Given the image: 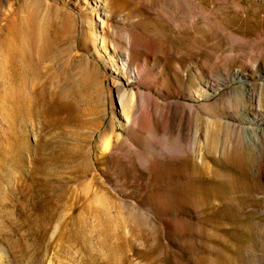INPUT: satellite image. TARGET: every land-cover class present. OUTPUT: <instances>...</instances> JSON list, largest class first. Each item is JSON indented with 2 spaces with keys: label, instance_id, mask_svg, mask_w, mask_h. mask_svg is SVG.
Here are the masks:
<instances>
[{
  "label": "rangeland",
  "instance_id": "374dc122",
  "mask_svg": "<svg viewBox=\"0 0 264 264\" xmlns=\"http://www.w3.org/2000/svg\"><path fill=\"white\" fill-rule=\"evenodd\" d=\"M254 118L264 0H0L5 264H264Z\"/></svg>",
  "mask_w": 264,
  "mask_h": 264
},
{
  "label": "bare ground",
  "instance_id": "6f19581e",
  "mask_svg": "<svg viewBox=\"0 0 264 264\" xmlns=\"http://www.w3.org/2000/svg\"><path fill=\"white\" fill-rule=\"evenodd\" d=\"M14 48L12 47V49H10L11 51L13 50ZM21 50V49H20ZM19 50V51H20ZM16 51V50H15ZM17 52V51H16ZM15 52V53H16ZM7 53V52H6ZM9 53H10V51H9ZM14 53V52H13ZM17 54V53H16ZM9 55V54H8ZM7 55V56H8ZM18 56V55H17ZM9 58V57H8ZM23 58V57H22ZM21 59V58H20ZM22 60V59H21ZM21 60H19V62H21ZM15 62L16 60L15 59H13V58H9V62ZM123 64V66H122V69H119L118 68V66L115 64V63H113V64H111L110 65V67H111V70L115 73L116 72V74L117 75H119V74H124V72L126 73V71H127V68H128V63H122ZM245 79H247V78H245ZM60 80V79H59ZM61 81V80H60ZM117 84H121V83H117ZM122 87L123 88H121V94H120V96H119V100H120V105H121V107H122V111H121V113H122V119H123V121H124V123H125V126L126 127H129L130 125H132V124H137V122H138V118H137V114H139L138 115V117L140 116V112L141 111H143L144 109L146 110V112L144 113V116H145V118L148 120V121H151L152 119H153V117H154V111H155V107H156V105H155V103H154V100L153 101H151L150 102V104L149 105H143V104H139V105H136L135 103H134V98H135V92L134 91H132V90H128L126 87H125V85H122ZM248 87H249V90L250 91H252L253 90V85L252 84H248ZM63 90V89H62ZM63 92V91H62ZM58 92H54V94L55 95H58L57 94ZM66 95V94H65ZM253 97H255V99H257V104H258V106H261V105H263V99H262V97L261 96H258V95H254ZM151 97H149V99H150ZM148 101H150V100H148ZM160 111V110H159ZM165 112V111H164ZM142 114V113H141ZM164 114V113H163ZM166 115V114H165ZM253 121H255L256 123H258V124H260V125H264V120L262 119V120H257L256 118H254V120ZM107 130V129H106ZM261 133L263 134V149H262V154H261V157H260V162H261V168L262 169H264V129L261 131ZM105 135H108L107 134V131H106V133H105ZM207 135V134H206ZM207 138V137H206ZM206 142V141H205ZM207 143V142H206ZM196 151H198V145H195L194 147H193V151L192 152H194V153H197ZM93 179V178H92ZM90 185L92 186L93 184H91V182H90ZM91 186H89V187H91ZM88 187V188H89ZM88 188H85L84 189V191L87 189L88 190ZM92 189V188H91ZM96 189V188H95ZM95 191V190H94ZM94 191H93V193H94ZM90 192V191H89ZM88 193V192H87ZM96 193H98V192H96ZM95 193V194H96ZM96 196H97V194H96ZM100 207V206H99ZM105 208H107V207H105ZM89 209H90V207H89ZM90 211V210H89ZM110 211V210H109ZM112 212V211H111ZM110 212V213H111ZM109 213V214H110ZM106 217V216H105ZM108 219V218H107ZM110 219V218H109ZM59 230V229H58ZM57 230V231H58ZM56 231V233H58ZM65 234V233H64ZM57 236V235H56ZM55 236V237H56ZM58 237V236H57ZM66 239H67V237H66ZM62 241V240H61ZM68 242V241H67ZM63 243V242H62ZM1 251V250H0ZM2 252V251H1ZM1 252H0V264H5V260H4V255H3V253L1 254ZM4 256V257H3ZM8 257V256H7ZM58 257H52L51 258V260L48 262L49 264H57L59 261H58Z\"/></svg>",
  "mask_w": 264,
  "mask_h": 264
}]
</instances>
